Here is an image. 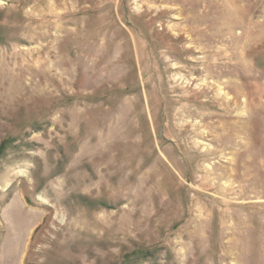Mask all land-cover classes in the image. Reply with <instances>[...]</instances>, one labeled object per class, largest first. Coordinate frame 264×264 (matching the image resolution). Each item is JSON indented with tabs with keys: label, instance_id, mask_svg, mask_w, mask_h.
Instances as JSON below:
<instances>
[{
	"label": "rangeland",
	"instance_id": "obj_1",
	"mask_svg": "<svg viewBox=\"0 0 264 264\" xmlns=\"http://www.w3.org/2000/svg\"><path fill=\"white\" fill-rule=\"evenodd\" d=\"M0 264H264V0H0Z\"/></svg>",
	"mask_w": 264,
	"mask_h": 264
},
{
	"label": "bare ground",
	"instance_id": "obj_2",
	"mask_svg": "<svg viewBox=\"0 0 264 264\" xmlns=\"http://www.w3.org/2000/svg\"><path fill=\"white\" fill-rule=\"evenodd\" d=\"M125 61L128 62L127 60H125ZM123 62H124V61H123ZM123 62H122V63H123ZM120 145H122V144H120ZM119 148H120V147H119ZM124 148H125V146H124L123 149H122L123 151L125 150ZM119 152H122L121 149L119 150ZM124 152H125V151H124ZM124 152H123V154H124ZM126 154H127V153H125V155H126Z\"/></svg>",
	"mask_w": 264,
	"mask_h": 264
}]
</instances>
